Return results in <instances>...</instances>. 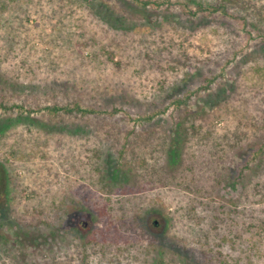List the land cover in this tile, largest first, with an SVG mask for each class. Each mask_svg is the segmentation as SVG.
<instances>
[{
  "label": "rangeland",
  "instance_id": "obj_1",
  "mask_svg": "<svg viewBox=\"0 0 264 264\" xmlns=\"http://www.w3.org/2000/svg\"><path fill=\"white\" fill-rule=\"evenodd\" d=\"M144 1L0 0V264H264V0Z\"/></svg>",
  "mask_w": 264,
  "mask_h": 264
},
{
  "label": "trees",
  "instance_id": "obj_2",
  "mask_svg": "<svg viewBox=\"0 0 264 264\" xmlns=\"http://www.w3.org/2000/svg\"><path fill=\"white\" fill-rule=\"evenodd\" d=\"M135 3L141 4L143 6H147L149 4H151L150 1H142V0H131ZM227 0H216V2H214V6H212V8L210 9L211 12H220L223 11V13H227V6L225 5V2ZM199 8V12H202L204 10H209L208 7H203L202 4L198 5ZM45 110L53 113V114H57L58 112H64L66 114H72V113H79L82 115H87V114H93L96 111L92 110V109H87L85 107H81L78 104H74V105H67L65 107H45ZM14 110H20V112H22L23 110H25L23 108V106L18 105V104H12V105H7V103L1 102L0 101V111L3 113L6 112H13ZM30 113V112H29ZM8 125H6V123L1 119L0 116V134L4 133V131L6 129H8Z\"/></svg>",
  "mask_w": 264,
  "mask_h": 264
}]
</instances>
